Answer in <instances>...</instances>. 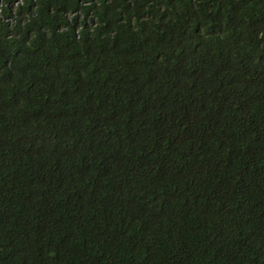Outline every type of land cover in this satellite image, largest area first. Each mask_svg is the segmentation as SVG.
Here are the masks:
<instances>
[{"label":"trees","instance_id":"1","mask_svg":"<svg viewBox=\"0 0 264 264\" xmlns=\"http://www.w3.org/2000/svg\"><path fill=\"white\" fill-rule=\"evenodd\" d=\"M0 264H264V0H0Z\"/></svg>","mask_w":264,"mask_h":264}]
</instances>
